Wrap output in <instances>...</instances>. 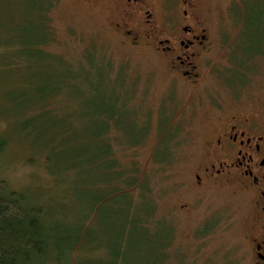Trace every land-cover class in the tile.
Instances as JSON below:
<instances>
[{
    "label": "rangeland",
    "instance_id": "obj_1",
    "mask_svg": "<svg viewBox=\"0 0 264 264\" xmlns=\"http://www.w3.org/2000/svg\"><path fill=\"white\" fill-rule=\"evenodd\" d=\"M47 1L0 0V138L6 141L0 177L44 209L49 257L34 264H67L74 240L61 241L63 227L70 233L79 225L70 264H112L125 211L119 200L126 195L111 197L109 186L100 184L111 174L105 161L76 160L70 152L99 147L91 134L104 128L101 116L112 114L117 117L107 122L104 141L119 164L138 169L128 188L132 197L140 195L134 186L147 179L154 205L151 228L158 238L143 247L162 248L164 255L156 257H167L165 264H256L252 198L222 180L197 185L194 174L221 114L211 101L235 97L243 72L264 78V44L252 52L261 35L253 12L264 0H53L45 18L54 40L34 48L45 34L36 8ZM185 25L206 35L195 48L200 75L193 81L172 72L170 58L157 48L158 39L183 36L177 27ZM134 30L141 35L133 37ZM24 40L30 48H20ZM46 51L61 56L50 58ZM53 88L51 97L38 98ZM251 92L264 98L260 89ZM142 131L140 143L126 144ZM165 145L168 156L156 159ZM100 197L105 199L90 211ZM169 231L172 243L165 250Z\"/></svg>",
    "mask_w": 264,
    "mask_h": 264
},
{
    "label": "trees",
    "instance_id": "obj_2",
    "mask_svg": "<svg viewBox=\"0 0 264 264\" xmlns=\"http://www.w3.org/2000/svg\"><path fill=\"white\" fill-rule=\"evenodd\" d=\"M52 5L53 0H48L36 8V12L39 13V28L41 32H45V34L32 44L34 48L44 47L47 42L54 40V36L48 27V20L45 18L46 13L50 10ZM253 13L257 18L254 22V26H256V28L259 26L261 27V35L256 40V49L252 50V52L260 53L264 44V6L257 5L256 12ZM261 36L263 37L261 38ZM26 41L27 40H24L23 44H19L20 48L26 49L31 47V41ZM4 46H6V44L3 45V47ZM8 48L11 49V47ZM17 52H19V50ZM44 55L50 58L61 56L49 52ZM19 63L20 62L16 61V64ZM54 91H56L55 88L48 91L42 90L38 98L42 100L48 96L51 97ZM116 117L115 114L101 116V122L104 123L102 125L104 128L95 134H91V138H95L99 141V147L93 149L92 146H89L90 149H82L83 152L79 148L70 150V152L76 160L79 159V157L86 155L87 160L90 163L105 161L107 168L111 170V174L107 178L102 179L100 184L109 186L110 189L107 195L111 197H115L119 193H124V195H126L124 199L119 200L124 204L125 211L123 213V221L117 228L119 232L116 235L117 241L115 243V249L113 250L114 259L112 264H118L122 259L125 260L132 256L138 257L141 260L139 264H165L167 257H156L158 254L164 255L163 251H159L162 248L159 249L158 246H156L154 250H150L146 245L144 247L142 245V242L146 243L158 238V235H154L151 228L154 205L147 197V179H142L138 185L134 186L137 190L139 188L140 195L137 198L132 197L128 188L135 185L138 169L134 166L126 167L119 164L111 153L110 144L105 143L104 141V138L106 137L105 135L108 133V130H110V127L106 128V125L108 124L107 122L110 120L114 121ZM65 132L66 129H62V134ZM87 136L89 137V135ZM143 137L144 134L140 138L134 141H129L126 144L133 146L137 145L142 141ZM3 139L4 138H0V154L3 152L6 145L5 139ZM166 148V145L158 148L154 155L155 158L159 160L167 157L168 153ZM103 199H105V197L96 198L92 203L90 202L88 207L90 211L94 208L93 206L95 204L100 203ZM116 205L117 203L115 204V207ZM43 210L44 209H42L40 204L30 201L23 192L8 188L6 180L0 177V264H34L49 257ZM83 227V225L76 226L70 233H68V226L63 227L66 236H62L61 241L64 237L74 240V243L69 246L67 251L69 259L67 264L71 263L70 252L72 251V248L76 247L75 243L78 240L80 231ZM172 238V231H169L167 240L163 243V245H165V250L171 245ZM62 248L61 245V250Z\"/></svg>",
    "mask_w": 264,
    "mask_h": 264
},
{
    "label": "flooded vegetation",
    "instance_id": "obj_3",
    "mask_svg": "<svg viewBox=\"0 0 264 264\" xmlns=\"http://www.w3.org/2000/svg\"><path fill=\"white\" fill-rule=\"evenodd\" d=\"M123 1L126 4L140 2ZM183 13L185 15L187 10L184 9ZM146 14L145 22L151 25V13ZM177 28L184 35L158 39L157 48L170 58L169 67L172 72L181 73L193 81L200 75L197 70L199 49L195 48L203 44L206 35L204 30L195 31L189 25ZM153 30L155 31V27ZM127 32L131 34L130 31ZM140 35L141 31L134 30L133 37ZM243 73L246 77L240 79L244 85L235 84V97L210 103L211 108L221 114L217 117V124L209 128L210 134L205 140V162L194 176L197 185L206 180L237 184L252 198L255 219V235L251 238L252 250L256 264H264V98H254L256 95L251 92L258 89L264 92V78L252 79V73ZM253 80L256 83L248 86Z\"/></svg>",
    "mask_w": 264,
    "mask_h": 264
}]
</instances>
